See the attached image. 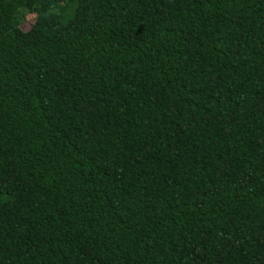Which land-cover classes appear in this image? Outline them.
<instances>
[{
    "label": "trees",
    "instance_id": "1",
    "mask_svg": "<svg viewBox=\"0 0 264 264\" xmlns=\"http://www.w3.org/2000/svg\"><path fill=\"white\" fill-rule=\"evenodd\" d=\"M0 264H264V0H0Z\"/></svg>",
    "mask_w": 264,
    "mask_h": 264
}]
</instances>
